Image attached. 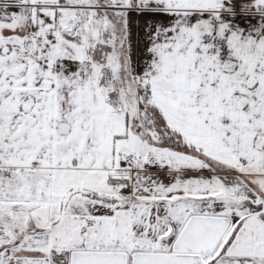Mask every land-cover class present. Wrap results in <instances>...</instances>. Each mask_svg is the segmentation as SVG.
Listing matches in <instances>:
<instances>
[{
  "label": "snow or ice",
  "instance_id": "6c2138e0",
  "mask_svg": "<svg viewBox=\"0 0 264 264\" xmlns=\"http://www.w3.org/2000/svg\"><path fill=\"white\" fill-rule=\"evenodd\" d=\"M0 264H264V0H0Z\"/></svg>",
  "mask_w": 264,
  "mask_h": 264
}]
</instances>
